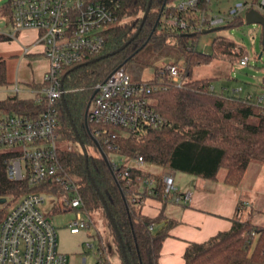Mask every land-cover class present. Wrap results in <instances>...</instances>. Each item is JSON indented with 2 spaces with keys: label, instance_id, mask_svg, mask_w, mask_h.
Wrapping results in <instances>:
<instances>
[{
  "label": "trees",
  "instance_id": "16d2710c",
  "mask_svg": "<svg viewBox=\"0 0 264 264\" xmlns=\"http://www.w3.org/2000/svg\"><path fill=\"white\" fill-rule=\"evenodd\" d=\"M258 1L252 0L254 3ZM149 2L122 1L119 9L121 20L109 28L104 49L96 56L63 71V86L67 91L58 105L60 126L57 133L62 142L68 143L67 146H59L60 163L77 185L86 211H101L104 214L122 264H161L163 241L178 220L165 213V206L170 201L164 195L162 177H156L158 194L154 197L163 203V208L155 217L144 215L141 205L145 196L137 195L140 194L137 176L148 174H144L142 169L131 168L134 181L132 186L126 185L118 176L119 168L110 162L108 164L100 155L95 140L108 152L105 138L108 133L118 132V136L111 141L115 151L128 159L142 156L150 164L215 180L220 178V170L224 169L223 181L233 186L242 183L251 162L264 163V108L243 100L244 97L238 99L233 94L227 95L224 90H215L212 77H189L195 65L207 64L212 59H241L246 56L245 48L234 39L219 35L213 39L208 53L200 52L197 47L190 49L189 46H194V40L202 32L180 31L166 23L171 15H185L177 8L179 0H151L149 13L143 21ZM210 3L211 0H201L199 5L210 8ZM1 12L11 17L9 3L1 8ZM242 21L244 18L240 15L225 27ZM140 27V32L132 38ZM10 38L0 33V41ZM130 39L119 52L91 61L116 50ZM145 50L151 55L174 50L184 62V85L177 86L165 76H158L153 81L156 88L152 97L156 110L166 120L165 125L151 129L142 136L122 135L124 132L113 126L90 124L87 128L86 110L96 85L115 69H125ZM0 86H9L6 59L1 55ZM42 86L33 84L34 88ZM43 109L44 105L34 96L12 94L0 100V111L38 116ZM79 139L85 143L88 152L90 147H94L98 155L89 152L86 157L82 148L69 145L72 141L79 143ZM12 157L9 153H0L1 198L19 199L32 191H61L60 184L47 182L32 185L28 179L11 180L7 174V161ZM125 167L123 165L120 169ZM244 203L241 201L238 204L230 230L220 231L206 241L188 244L184 254L185 264H254L264 260V225H256L240 217ZM54 208L60 210L57 206Z\"/></svg>",
  "mask_w": 264,
  "mask_h": 264
},
{
  "label": "built area",
  "instance_id": "2783aa9c",
  "mask_svg": "<svg viewBox=\"0 0 264 264\" xmlns=\"http://www.w3.org/2000/svg\"><path fill=\"white\" fill-rule=\"evenodd\" d=\"M122 1H8L11 9L8 20L13 27L11 36L24 29H37V42L43 46L49 67L43 77V86L34 90V98L44 105L38 116L0 111V147L9 148L2 152L13 155L7 161V174L11 180L28 179L32 185L47 182L60 184L61 191H32L19 198L15 205L5 208L4 212L0 206V264H68V255L58 249L57 229L41 209L47 195L57 194L54 206L78 211L77 217L70 222L72 233L93 226L90 217H83L85 203L82 195L59 160L58 105L67 91L63 86V71L96 56L104 49L109 28L121 20L119 9ZM200 1L179 0L177 8L185 15L169 16L167 25L180 31L203 32L204 29L225 26L252 8L264 13V0L256 3L236 1L225 14L210 13L209 8L200 7ZM189 48H196V45L191 44ZM25 50L28 51V48ZM240 63L248 65L249 57H242ZM158 76H165L177 86H182L185 83L184 63L161 62L149 78L141 80H132L123 68L112 71L95 87L97 91L87 115L89 125L118 127L124 132L122 135L135 136L163 127L166 120L156 110L152 97L156 88L153 81ZM233 96L238 99L244 97L237 90ZM243 100L264 108V91L245 96ZM117 136L118 132L108 133L105 143L109 151L106 153L110 163L119 168V178L132 186L134 179L131 168L143 169L147 162L142 156L128 159L117 153L111 141ZM123 165L126 167L120 169ZM162 178L164 195L171 203L189 204L192 193L181 191L172 173L168 172ZM137 181L141 186L138 187L141 195H137L154 197L158 194L155 176H137ZM99 251L98 264H110L108 254L101 249Z\"/></svg>",
  "mask_w": 264,
  "mask_h": 264
},
{
  "label": "rangeland",
  "instance_id": "374dc122",
  "mask_svg": "<svg viewBox=\"0 0 264 264\" xmlns=\"http://www.w3.org/2000/svg\"><path fill=\"white\" fill-rule=\"evenodd\" d=\"M9 0H0V31L12 32L13 27L8 22V15L1 12ZM236 1L252 2V0H211L209 12L214 14L228 13ZM246 12H242L244 21L231 27H225L210 32L199 33L194 44L200 52L208 53L211 50L212 41L219 35H225L234 39L237 44L245 48V53L249 57L248 65H241L240 58L230 59H212L207 64L195 65L189 77L191 79L212 77V85L215 90L222 91L227 89L230 92L237 90L246 94L248 91L261 93L264 91V46L262 44V26L258 23H247L245 21ZM126 19L123 20L125 22ZM18 36V33L15 34ZM178 52L168 50L162 55H151L148 50L142 51L136 60L126 66L125 71L132 80H141L149 78L159 63L166 61H179ZM160 61L158 62L157 60ZM184 63V62H183ZM22 87V85H21ZM11 86H0V100L12 94H18L20 97H32L31 91H12ZM227 92V91H226ZM81 148L77 142H69V145ZM59 146H67V142L58 140ZM9 148L0 147V152ZM89 152L98 155L97 149L89 148ZM101 155V154H100ZM260 164V162H251ZM262 164V163H261ZM245 179L246 184L253 183L258 177V169L253 165ZM174 171V170H172ZM182 174L186 172L177 171ZM179 173V174H180ZM190 174V173H189ZM225 170L221 169L219 176H223ZM185 181V180H183ZM182 187V186H181ZM57 194L47 195L46 202L41 206L45 216L55 225L58 234V248L61 252L68 255V264H98L99 248L108 254L110 264H122L119 258L116 246L114 244L112 231L107 225V220L101 211L88 212L84 208L83 217L91 218L93 226L81 229L79 233H71L70 225L72 219L77 216V210L64 211L56 210L53 205L57 201ZM246 202L241 209L240 217L256 225H264V177L258 182V196L256 200L243 198ZM7 200L6 203H4ZM19 199L6 197L5 201L0 197V206L8 208L15 205ZM248 201V203H247ZM257 236L252 244V250L255 247ZM264 263V260L261 262Z\"/></svg>",
  "mask_w": 264,
  "mask_h": 264
},
{
  "label": "crops",
  "instance_id": "0c3cea01",
  "mask_svg": "<svg viewBox=\"0 0 264 264\" xmlns=\"http://www.w3.org/2000/svg\"><path fill=\"white\" fill-rule=\"evenodd\" d=\"M0 33L11 37L8 40L0 41V55L6 59L10 90L31 91L35 95L34 90L37 88H34L33 84H43L44 74L49 67V61L43 53V46L37 42L39 31L34 28L24 29L14 37L11 36L13 31H0ZM25 48H28V51ZM16 87L18 90H15ZM223 90L227 95H232L236 91L230 92L225 88ZM250 94L256 95L257 93L248 91L244 94L240 92V95L244 97ZM253 165L259 167V174L257 179L248 185L245 183V179L249 168L255 167ZM142 171L144 174L155 177H163L170 172L174 175L175 182L181 191L192 193L189 204L180 205L170 202L164 209L169 217L178 220V222L170 228L169 235L163 241L160 263L185 264L184 254L190 242H203L220 231L230 230L233 218L238 212V204L241 201L246 202L243 198H248L253 202L256 200L258 182L264 177V163H250L239 186L225 183L223 176L215 180L191 173L185 175L150 163L144 165ZM138 187H141L140 183H138ZM162 208L163 203L153 196H145L141 205L142 213L150 217L157 216ZM72 210L74 209H65L64 211ZM68 224L70 225V222Z\"/></svg>",
  "mask_w": 264,
  "mask_h": 264
},
{
  "label": "water",
  "instance_id": "95a60500",
  "mask_svg": "<svg viewBox=\"0 0 264 264\" xmlns=\"http://www.w3.org/2000/svg\"><path fill=\"white\" fill-rule=\"evenodd\" d=\"M150 6H151V0H150L149 5H148V7L146 9V12H145V14L143 16V21L146 19L147 15L149 13ZM245 21L247 23H258V24H260L262 26V32H263L262 41H263V46H264V13H262L261 11L255 9V8H252V9H250V10H248L246 12V14H245ZM222 28H225V26H216V27H213V28L204 29L203 32L206 33V32L214 31V30H217V29H222ZM140 30H141V27L137 30L136 34L132 38H134L140 32ZM131 39L128 40L125 44H123L119 48H117L116 50H113L112 52L107 53V54H105L103 56L96 57V58L92 59L91 61H96L97 59H99L101 57L108 56L110 54L112 55V54H115V53L119 52L120 50L124 49L128 45V43L131 41ZM96 91L97 90L94 91V93H93V95L91 97V100L88 103L87 110H86L85 122H86L87 128H89V123H88V120H87V115H88V111H89V108H90V104H91L92 98L95 95ZM62 99H64V95L62 96ZM71 121H72V119H71ZM95 143L97 145V148H98L99 153L101 154V156L103 157V159L109 164L110 161H109V158H108V155H107L106 151L102 148V146L100 145V143L97 140H95ZM79 144H80V146H81V148H82L85 156L88 157V155H89L88 148L85 145V143L82 141V139H79ZM97 190H98L99 195L102 198L104 204H106L105 203V199H104L102 193L99 191L98 188H97ZM5 199L6 198H3L2 200L5 201ZM107 212H108V214H109V216H110V218H111V220L113 222V225L116 227V224L114 222V219H113V217H112L111 212L109 211V209H107ZM118 236L120 238L119 233H118ZM121 244H122V247L124 248V245H123V242L122 241H121ZM127 264H128V262H127Z\"/></svg>",
  "mask_w": 264,
  "mask_h": 264
}]
</instances>
